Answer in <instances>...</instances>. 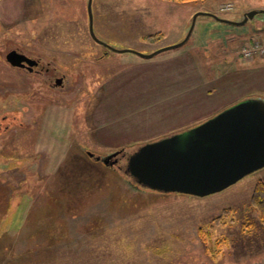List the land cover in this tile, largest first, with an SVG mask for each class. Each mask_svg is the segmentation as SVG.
<instances>
[{
  "label": "rangeland",
  "instance_id": "1",
  "mask_svg": "<svg viewBox=\"0 0 264 264\" xmlns=\"http://www.w3.org/2000/svg\"><path fill=\"white\" fill-rule=\"evenodd\" d=\"M87 2L0 0V264H264L250 205L264 168L205 197L123 176L141 145L264 99V57L240 55L264 43V0H91L96 37L139 54L181 42L198 12H258L240 26L199 16L184 44L149 59L94 42ZM15 49L51 60L65 88L9 66Z\"/></svg>",
  "mask_w": 264,
  "mask_h": 264
},
{
  "label": "water",
  "instance_id": "2",
  "mask_svg": "<svg viewBox=\"0 0 264 264\" xmlns=\"http://www.w3.org/2000/svg\"><path fill=\"white\" fill-rule=\"evenodd\" d=\"M87 11L89 35L94 42L110 51L136 53L145 59L184 44L199 16L240 26L254 20L258 13L249 11L240 21L234 22L208 12H198L191 18L187 35L181 42L150 54H139L115 49L100 41L93 31L91 0L87 2ZM5 61L11 67H24V58L16 51L9 52ZM117 154L97 157L87 152L89 158L106 166L118 162L112 159ZM125 159V174L142 189L195 197L218 193L264 168V99H243L194 127L141 145Z\"/></svg>",
  "mask_w": 264,
  "mask_h": 264
},
{
  "label": "flooded vegetation",
  "instance_id": "3",
  "mask_svg": "<svg viewBox=\"0 0 264 264\" xmlns=\"http://www.w3.org/2000/svg\"><path fill=\"white\" fill-rule=\"evenodd\" d=\"M14 49V48H13ZM24 58V67H13L28 75L34 76L41 85L48 87L49 89H64L67 80L65 75L60 74L55 70L54 63L47 59H43L40 56H34L32 54H25L15 49ZM126 158V157H125Z\"/></svg>",
  "mask_w": 264,
  "mask_h": 264
},
{
  "label": "trees",
  "instance_id": "4",
  "mask_svg": "<svg viewBox=\"0 0 264 264\" xmlns=\"http://www.w3.org/2000/svg\"><path fill=\"white\" fill-rule=\"evenodd\" d=\"M163 1H180V2H188V1H204V0H163ZM147 38H151V36H147ZM100 162V161H97ZM102 164V163H101ZM121 178L123 176L129 177L127 174L120 175L117 173ZM137 187V186H136ZM139 187V186H138ZM162 194V193H161ZM251 207L259 213L260 222L264 224V182L258 181L253 189L251 200H250Z\"/></svg>",
  "mask_w": 264,
  "mask_h": 264
},
{
  "label": "built area",
  "instance_id": "5",
  "mask_svg": "<svg viewBox=\"0 0 264 264\" xmlns=\"http://www.w3.org/2000/svg\"><path fill=\"white\" fill-rule=\"evenodd\" d=\"M256 52H258L259 54L264 53V48H262L259 43H255L251 47L243 50V54L245 57H251Z\"/></svg>",
  "mask_w": 264,
  "mask_h": 264
},
{
  "label": "crops",
  "instance_id": "6",
  "mask_svg": "<svg viewBox=\"0 0 264 264\" xmlns=\"http://www.w3.org/2000/svg\"><path fill=\"white\" fill-rule=\"evenodd\" d=\"M256 57V56H255ZM258 57V56H257ZM242 59V58H241ZM264 59V58H263ZM194 70V68H193V66L191 65L188 69H187V71H186V76H188L189 75V73H191L192 71ZM237 94V93H236Z\"/></svg>",
  "mask_w": 264,
  "mask_h": 264
}]
</instances>
